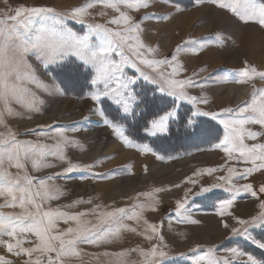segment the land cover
I'll return each mask as SVG.
<instances>
[{
	"label": "snow or ice",
	"instance_id": "1",
	"mask_svg": "<svg viewBox=\"0 0 264 264\" xmlns=\"http://www.w3.org/2000/svg\"><path fill=\"white\" fill-rule=\"evenodd\" d=\"M208 2L227 10L244 23L252 22L264 28V0ZM151 4L152 0H84L83 4L65 12L47 6H20L10 10L11 15H0V248L14 257H24L22 264H70V258L79 257L83 252L82 245L97 248L110 245L119 241L124 232L155 242L147 248L136 246L90 255L108 258L105 264H168L174 259L157 225L144 220V230L139 231L138 227L125 222L139 224L146 208L156 210L152 193L137 194L152 203L135 202L129 207L93 204L91 199L83 198L53 206L54 201H60L66 195L56 181L73 172H89L94 165L74 163L68 157V148L83 150V146L66 134L68 129L65 126L38 125L21 132L8 123L12 119L31 120L34 114L42 112L45 101L38 92H49L51 85L45 83L38 73L41 67L47 71L50 65H55L70 79L84 76L91 86L87 96L95 106L106 101L116 106L111 119L105 116L103 109L97 107L95 110L125 147L140 152L152 151L147 144H137L130 139L120 123L128 117L143 116L138 111L141 105L150 111L155 109L152 118L143 125V132L150 137L170 132L179 115L177 106L181 102L193 105L190 114L181 118L183 127L192 129L186 132L187 135L194 137L199 133L197 117L210 116L217 121L223 128V135L213 147L222 151L227 161H235L244 167L229 166L225 175L216 177V182L201 185L198 190V181L186 178L193 187L186 188L183 198L176 202V215L182 221L198 223L187 215L189 198L223 188L230 195L219 201L217 215L232 216L229 208L237 194H249L259 200L260 212L247 220L233 216L240 227H231L230 233L232 237H241L255 248L264 250V238H258L250 231L264 229V200L258 195V192L264 194V184L257 192L251 183H237L246 181L255 172H264V142L259 139L264 137V87L257 88L254 83L264 81V70L245 62L239 70L225 73V82L251 86L248 99L240 101L235 108L208 112L195 107L207 101L189 95L186 89L203 85L194 80L197 73L184 79L177 78L183 71L179 55L181 52H198L212 43L213 38L186 40L176 46L170 57L158 58V49L145 44L142 39L145 32L143 22L152 19L155 13L146 12L140 20L130 15V12L147 9ZM96 7L111 9L116 15L104 23L89 22L90 10ZM97 15L104 17L107 12L100 11ZM159 18L168 17L161 15ZM69 20L81 25V30L69 27ZM214 42L222 43L219 34ZM129 69L133 70L131 74ZM140 81L154 87L138 92L137 87H142ZM56 91L63 94L58 86ZM149 91L151 98L148 97ZM164 97L172 98L171 108L167 107ZM250 125L259 126L260 130L254 131ZM59 165L66 166L58 172L42 174ZM224 167L197 170L194 175L204 172L211 175ZM163 190L157 188L154 191ZM81 204L92 207L81 211L66 210ZM221 223L229 229L228 223L223 220ZM61 224L65 226L61 227ZM227 252V256H217L215 246L205 250L197 245L187 253H179V257L186 264H264V259L239 247L229 248ZM133 253L137 259H130ZM0 264H13V261L0 255Z\"/></svg>",
	"mask_w": 264,
	"mask_h": 264
},
{
	"label": "rangeland",
	"instance_id": "2",
	"mask_svg": "<svg viewBox=\"0 0 264 264\" xmlns=\"http://www.w3.org/2000/svg\"><path fill=\"white\" fill-rule=\"evenodd\" d=\"M2 1L0 0V15L4 13L11 15L13 12L10 10L20 6H47L54 8L58 12H65L84 3V0ZM94 9L90 10L92 15L88 17L89 22L104 23L109 17L116 15L111 9H101L100 7ZM100 11H106L107 16L101 17L97 15ZM146 12L155 13V16L143 22L142 26L145 28V32L142 34V39L145 44L158 49L156 54L158 58L170 57L176 46L183 44L186 40L202 37L213 38L212 43L207 44L198 52H181L179 55L183 71L177 78L184 79L192 76L193 73L198 74L193 78L203 86L189 87L186 91L191 96L203 98L207 101V103L195 105V107L203 111L220 112L223 108H235L237 106V103L231 101L224 88L225 85L229 84H236L239 87L243 84L225 82L224 75L226 72L239 70L244 66L245 62L259 70H264V28H261L256 23H244L227 10L212 5L208 0H152L149 8L130 12V15L135 20H140ZM161 15H167L168 18L160 19ZM216 15L219 16L220 21L216 20ZM67 23L75 31H80L82 28L81 25L76 24L74 21L69 20ZM109 26L112 27V25ZM163 31H167L166 33L172 39L176 36V41L172 43L169 38L162 41ZM217 34H219L222 43L214 42ZM32 62L34 63V61ZM144 70L150 71L147 68ZM40 71L41 73H38L40 78L51 85L49 92H38L41 99L45 101V96L50 98L51 101L61 98L68 103L76 105L75 108L68 111L65 117H61L59 114L54 116L55 119L51 117L48 123L42 122L43 119L50 116L45 113L31 120L12 119L8 123L21 132L26 128H35L38 125L65 126L68 129L66 134L78 140L83 146V150L80 148H68V157L74 163L94 165L89 172L77 171L57 180L56 183L64 188L66 195L60 201H54L53 206L57 203L68 204L75 199L83 198L84 200L91 199L93 204L129 207L135 202L152 203L153 201H150L147 197L137 196L138 193H152L155 197L156 210L152 211L146 208L143 213L146 212L147 217L143 219L150 224L157 225L159 228L165 243L168 245L167 250L174 257L173 260L168 261V264H186L184 260L180 259L179 253H187L190 248H194L197 245H201L205 250L208 247L215 246L217 256H227V249L239 247L260 259H264V250L255 248V246L244 241L241 237H232L230 233L231 227H240L232 218L233 216L247 220L260 212L258 207L259 200L249 194H237L233 205L229 208L232 216L221 217L217 215L219 201L228 198L230 195L223 188L213 189L211 193H206L203 196L189 198L186 206L189 209L187 215L192 220L198 221V223L193 224L182 221L176 215V202L183 198L186 188L193 187L187 183L186 178L190 177L197 180L196 190H198L201 185L214 183L216 182V177L225 175L227 167H244L242 164H236L235 161H227L225 154L213 147L223 135V128L217 121L212 120L210 116L197 117L199 133L194 137L187 135L186 132H190L192 129H185L181 118H186L190 114L193 105L181 102L177 106L179 115L173 122L170 132L158 137H150L143 132V125L146 120L152 118V112L155 109L150 111L141 105L138 111H141L143 116L128 117L126 120L120 121L124 125L126 134L130 139L137 144H147L152 149L151 152H140L136 148L125 147L113 135L111 129L105 126L103 117L95 109L97 107L103 109L105 116L111 119L115 115L116 106L111 101L95 106L93 101L87 96L91 86L84 76L70 79L55 65H50L47 71L41 67ZM128 71L131 74L133 70L129 69ZM43 72L49 76L50 80L42 74ZM49 72L51 75L48 74ZM254 83L257 88L264 87V81L256 80ZM140 85L142 87H137L138 92L154 87L145 84L143 81H140ZM56 86L63 91L62 95L56 91ZM213 86L220 87L214 91L216 87ZM244 86L247 88L244 100H247L251 92V86ZM156 95L159 96L160 94L156 93ZM151 96L152 93L149 91L148 97L151 98ZM163 99L167 101L168 108L173 106L171 97H164ZM220 100L222 102H219ZM249 127L253 130L255 127L259 128L256 125H250ZM73 128L77 130L72 131ZM105 135L108 140H105ZM259 139L264 142V137ZM252 142L248 141V143ZM99 144L101 145L98 147ZM121 152L130 155L134 153L135 156L132 155L125 158L122 162L114 163L120 157ZM206 152H210L213 155L202 157V153ZM189 157L193 158L183 160ZM181 160L183 161L181 162ZM138 162H140L138 164L139 167L136 166ZM153 162L172 163L176 167L171 172L166 171L161 174L151 175L148 179L144 178L138 182V187L132 191L126 187L115 191L113 188H109L101 196L94 194L97 183L104 182L107 187H112L111 183L118 177L145 174L149 165ZM221 165L225 166L223 170L211 175L206 172L194 175L197 170L217 168ZM65 166L59 165L55 169L45 170L42 174H47L49 171L58 172ZM74 182H76V185L73 184ZM245 182L251 183L258 192L259 186L264 184V172H255L246 181H237V183ZM175 185H179V187H175ZM157 188L164 190L155 192L154 190ZM258 195L260 200H264V194L258 192ZM248 202L251 203L252 208L249 206L250 209L244 210L239 207L240 204ZM90 207L92 205L81 204L73 209L66 210L81 211ZM3 211H9V209H4ZM222 220L229 224V229H225L222 226ZM125 222L131 224L133 221ZM64 226L61 224V227ZM144 227L141 231L144 230ZM250 231L258 238H264V229H250ZM123 236L124 239L99 248L82 245L83 252L79 257L70 258V264H105L108 258L90 254L102 253L105 250L120 251L136 246L147 248L150 243L155 242V240L149 242L143 236L131 232H124L122 233ZM121 242H125V244ZM0 255L12 260L13 264H22V260L25 259L24 257H14L3 248H0ZM137 258L135 253L130 257V259Z\"/></svg>",
	"mask_w": 264,
	"mask_h": 264
},
{
	"label": "bare ground",
	"instance_id": "3",
	"mask_svg": "<svg viewBox=\"0 0 264 264\" xmlns=\"http://www.w3.org/2000/svg\"><path fill=\"white\" fill-rule=\"evenodd\" d=\"M2 1V0H1ZM4 2V1H2ZM8 4V2H7ZM5 6V4H3ZM1 6V5H0ZM7 6V5H6ZM8 7V6H7ZM2 10V9H1ZM7 10V9H6ZM95 10V9H94ZM3 13V12H2ZM216 20L220 21V18L218 15H216ZM172 28V27H171ZM167 31H163V35H162V41L164 39H167L169 38L170 42H174L176 41V36H174V38L172 39L170 37L169 34L166 33ZM162 33V32H161ZM249 36H252V35H249ZM172 40V41H171ZM161 41V42H162ZM34 64H35V61H34ZM41 73V71H39ZM46 78L49 79V76H47L44 72L42 73ZM47 80V79H46ZM50 80V79H49ZM213 87H216L214 88V91H216L217 89H219L220 86H213ZM224 91H226L228 93V96L229 98H231V101L233 103H239L240 101L244 100V96L245 94L247 93V88L244 86V84L242 86H238L236 84H229V85H225V88H224ZM41 92V91H40ZM45 103L44 105L42 106V110L43 112L40 113V114H34L32 118L36 117V116H41L43 113L45 114H48L50 116H48L47 118L43 119L42 122H49L50 121V118H54L55 119V115H60L61 117H65L66 113L68 111H70L72 108L74 109L76 105L72 104V103H68L67 101H65L64 99H61V98H56L54 101H51L50 98L46 97L45 96ZM219 102H222L221 100ZM35 122V121H34ZM39 123V122H37ZM46 123V124H47ZM260 129L255 127L254 128V131H259ZM35 137H30L29 139H34ZM105 140H108V137L105 135ZM101 144L98 145V147L100 146ZM135 156L134 153H131L128 154V153H124V152H121L120 153V157L114 162H122L123 160H125V158H128L129 156ZM213 154H211L210 152H206V153H202V157L204 156H211ZM138 157V156H137ZM193 157H189V158H186V159H183V160H188V159H191ZM181 160V162L183 161ZM140 162H138L136 164V166H138ZM139 167V166H138ZM176 167V165L172 164V163H167V164H164V163H152L149 165L147 171L145 172V174H142L140 173L139 175L138 174H131V175H127V176H122V177H118L116 180H113V182L111 183L112 184V187H107V184L104 183V182H99L97 183L96 187H95V193L97 196H101L103 195L109 188H113L114 191L117 190V189H120V188H128V190L132 191L134 190L136 187H138V182L139 181H142L144 178H149L151 177V175H155V174H161V173H164V172H171L173 171V169ZM114 171V170H112ZM74 185H76V182L73 183ZM113 191V192H114ZM116 193V192H115ZM249 206H251V203H245V204H240L239 207L240 208H243L244 210H248L250 208H252L253 206H251L249 208ZM142 217L143 218H146L147 217V213L144 212L142 213ZM142 218V220L139 222V224H136V222H132L130 225L134 226V227H138V230L141 231L143 226L144 225V219ZM124 239V236L120 239L122 240ZM119 240V241H120ZM122 244H125V242H121Z\"/></svg>",
	"mask_w": 264,
	"mask_h": 264
}]
</instances>
